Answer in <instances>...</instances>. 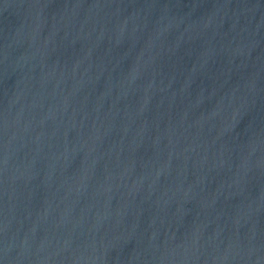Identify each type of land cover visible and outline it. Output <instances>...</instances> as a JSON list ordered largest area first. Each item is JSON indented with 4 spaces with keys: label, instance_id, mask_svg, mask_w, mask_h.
<instances>
[{
    "label": "water",
    "instance_id": "water-1",
    "mask_svg": "<svg viewBox=\"0 0 264 264\" xmlns=\"http://www.w3.org/2000/svg\"><path fill=\"white\" fill-rule=\"evenodd\" d=\"M0 264H264V0H0Z\"/></svg>",
    "mask_w": 264,
    "mask_h": 264
}]
</instances>
